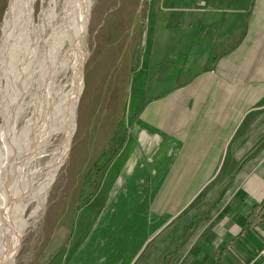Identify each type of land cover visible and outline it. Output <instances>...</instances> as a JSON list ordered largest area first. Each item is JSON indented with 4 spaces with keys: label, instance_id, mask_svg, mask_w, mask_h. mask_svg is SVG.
Wrapping results in <instances>:
<instances>
[{
    "label": "crops",
    "instance_id": "obj_1",
    "mask_svg": "<svg viewBox=\"0 0 264 264\" xmlns=\"http://www.w3.org/2000/svg\"><path fill=\"white\" fill-rule=\"evenodd\" d=\"M146 27L149 101L102 144L82 214L100 227L55 264H246L264 252V0H148Z\"/></svg>",
    "mask_w": 264,
    "mask_h": 264
},
{
    "label": "rangeland",
    "instance_id": "obj_2",
    "mask_svg": "<svg viewBox=\"0 0 264 264\" xmlns=\"http://www.w3.org/2000/svg\"><path fill=\"white\" fill-rule=\"evenodd\" d=\"M10 2L0 0V47ZM147 4L148 0L86 1L88 18L84 25L85 34H80L82 47L79 48L86 62L83 64L81 95L73 117L74 133L66 143V117L77 74L71 43L62 49L54 66V81L67 95L56 99L50 106L49 114H53L54 118H50L48 126L37 139L38 144L27 164V174L31 175L37 169L33 173L38 177L35 186L38 187L46 178L51 162L60 157L66 146L67 155L51 182L45 206L38 218L29 219L35 207L34 198L28 205L25 218L29 220L15 245V264L60 262L67 246L73 242L69 237L71 232L76 238L81 230L87 228L86 223L89 229L100 227L95 225L97 222L94 220L89 225V220L98 213L94 215L90 212L85 218L82 214L100 191L95 183L98 172L113 158L112 155L108 158L109 155L101 151L102 144L106 138H112L118 118L128 117L131 110L141 109L149 101L148 90L147 93H140L145 81L139 76L138 61L134 60L135 45L147 31ZM32 6L34 38L29 37L28 42L36 48L33 60L27 58L29 61L22 66L24 113L14 129L16 134H26L30 130L28 136L37 127V106L40 105L38 98L41 95L39 83L45 78L42 57L48 48V41L52 43L57 26L65 18L63 0H46L43 4L41 0H34ZM0 73V103L3 100L7 103L8 100L3 98L4 90L8 88L6 71L2 68ZM17 80H20V75ZM55 94L52 90L50 97H55ZM41 105L44 106V103ZM12 134L13 130L8 140ZM112 181L107 185H112Z\"/></svg>",
    "mask_w": 264,
    "mask_h": 264
},
{
    "label": "bare ground",
    "instance_id": "obj_3",
    "mask_svg": "<svg viewBox=\"0 0 264 264\" xmlns=\"http://www.w3.org/2000/svg\"><path fill=\"white\" fill-rule=\"evenodd\" d=\"M33 1L11 0L2 27L0 72L2 68L6 71L8 88L4 90L3 98L8 101L6 103L3 100V103H0V264H15V245L26 228L28 220L38 218L40 212L43 211L51 182L63 166L67 155L66 146L60 157L51 162L49 174L36 187L35 181L38 177L36 178L33 173L37 169L31 174L32 177L27 174L28 161L33 155L34 147L38 144L37 139L48 126L50 118H54L53 114H49L50 106L57 101L56 99L67 95L54 81L55 63L62 49L72 43L77 74L66 117V143H69L74 133L73 117L77 100L81 95L83 64L86 62L79 48L82 47L80 34H85L84 25L88 18L87 11H85L87 0H63L65 18L62 24L57 26L52 43L49 44L48 41V48L42 57L43 70H41L45 78L39 83L41 95L38 98L40 105L37 106V127L32 130L33 133L30 136H28L30 130L26 134H16L14 129L24 113L22 66L29 61L27 58L33 60L36 48L28 42L29 37L34 38ZM45 1L41 0L42 4ZM19 75L20 80L18 81ZM52 90L56 92L55 97H50ZM42 103L44 106L41 105ZM11 130L13 134L8 140ZM33 198L35 207H33L32 216L27 219L25 218L26 210L30 207L28 205Z\"/></svg>",
    "mask_w": 264,
    "mask_h": 264
},
{
    "label": "built area",
    "instance_id": "obj_4",
    "mask_svg": "<svg viewBox=\"0 0 264 264\" xmlns=\"http://www.w3.org/2000/svg\"><path fill=\"white\" fill-rule=\"evenodd\" d=\"M246 264H264V252L255 256L252 260L247 262Z\"/></svg>",
    "mask_w": 264,
    "mask_h": 264
},
{
    "label": "trees",
    "instance_id": "obj_5",
    "mask_svg": "<svg viewBox=\"0 0 264 264\" xmlns=\"http://www.w3.org/2000/svg\"><path fill=\"white\" fill-rule=\"evenodd\" d=\"M138 115H139V114H134V115H133V119L136 118Z\"/></svg>",
    "mask_w": 264,
    "mask_h": 264
}]
</instances>
